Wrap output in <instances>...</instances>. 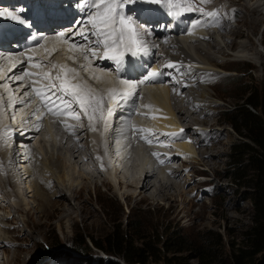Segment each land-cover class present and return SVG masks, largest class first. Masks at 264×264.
Segmentation results:
<instances>
[{"label":"rangeland","instance_id":"rangeland-1","mask_svg":"<svg viewBox=\"0 0 264 264\" xmlns=\"http://www.w3.org/2000/svg\"><path fill=\"white\" fill-rule=\"evenodd\" d=\"M14 1L15 4L20 8H23L24 11L27 10L24 5L22 7V5L19 4L21 2L20 0ZM3 2L4 4H2V6L5 5L6 0H3ZM205 2L206 0H192V5L194 7L193 9L200 11H203L205 9L210 10L211 12L217 10L219 15L220 13H222V16L226 17V19L229 20V27L231 26L233 30L236 31L232 36H230L227 32L228 30H225L226 28H224L223 24L221 22H217L216 24L218 28L214 30H218L219 32H216V37L213 36L214 39L210 41L211 46H218L219 43L224 45L225 52L227 53V55H230V57L221 61V63L224 62L223 66L216 68L217 71L214 69L216 75L214 76L213 80H211V83H216V85L212 90H209V94L214 97V109L210 116H208L207 119L199 118V116H197L190 110L192 109V106L190 105L188 100L190 98V95L195 96H193L191 104L195 99H199L198 96L202 92L199 89V86L201 83H204L208 80V76L211 74V72L204 75L203 79L200 82L198 80L197 74L200 73V68L205 69L207 67L205 65L203 66L202 62L199 61L197 57L184 51H181L185 53L183 54V56L187 58V61L191 60L190 63H188V65L190 66H186L189 67L187 69L189 70V73L196 76L195 81L193 82L195 86L190 83V89V85L186 82L182 83V77H180L174 69L170 70L169 63L173 61V55L177 53L176 48L180 47V43L177 41L178 44H172L171 40L173 38V35L167 34L164 31L167 25V22L164 20L158 23L157 26L159 32L164 34V36L160 37L161 43H159L161 45L158 43V49H152L154 58L156 59L157 57V59L155 60V65L157 67H155V65L149 66L147 70L145 69L146 71L144 73H141V76H143V79L151 77L150 72H152L154 68L158 69V72L164 71L163 75H165L167 79L164 82V85H157V89L159 90V88H163L168 84L172 94L171 101L175 112L178 114L179 110L181 109H185L184 111H187L188 118L181 122V131L179 132V134L185 132L188 134V137L186 136L183 139L179 137L178 141L175 138L170 139L171 131H168V134L166 133L167 136H163V138H161V134L165 135V133L162 132L160 134V131L162 130L155 127V120L169 117L168 114L170 112L168 110H165L166 108L163 103H159L156 99H152V97L149 96L148 92H146L147 90H143V87L136 90L135 84H131V82H128L129 90L127 91H130L133 95H135L134 93L138 91L135 106L139 104L142 105V109L138 106L134 109L135 115H139V119L136 118L138 120L137 122L142 123L146 131L147 129L150 130L148 134H152V136L154 134V137L160 136L156 141L155 149L158 150L159 153H162L161 156H164V159L169 158L168 156L171 154V151L175 149L176 144H181V142L184 143L186 142V138H190L191 133L189 128L196 129V139L193 140V142L196 141L195 147L194 143H190V146L193 145L196 151V153L192 155L194 157L195 163L191 162L192 160L188 159L181 152H179L176 157H173L174 159H169L168 162H162L161 164H158V158H153L151 159L153 163L151 162L148 165L149 167L151 166L152 169L158 171L161 167L162 169L164 168L163 176H169L168 180L170 181L172 179L171 181H173L175 184V191L171 190L170 192L173 196V199L175 200L169 201L167 199L155 198L150 202H125L121 197V194L124 191L123 187L119 188L117 187V185L109 187L107 184L101 183L99 176L97 177V174L94 171L95 169H92L93 165L90 162V156L87 155L85 157L84 150L87 144H90L89 140L86 137L85 131L87 135L90 134V136H93L94 134L96 135L97 133L99 134L101 145L100 149L104 153L102 162H105L110 156L111 151L109 148L108 150H105L104 143H108L111 141L112 137L108 135V130L114 126L113 122L117 123L120 120L118 119L119 113L114 116V120L113 116L110 115L111 117L109 116V118L111 121H103L105 122L103 124L105 125V128H102L101 126L100 128H98V126L94 125V128L89 130L87 128L88 120L94 121L99 124L102 118L98 116L97 120V117L92 118V116L90 115L87 116L85 112V115H83V120L82 114L81 112H79L80 108L76 107L75 109L72 108V113L79 116V119L75 118V122L78 121V124L80 125L82 131L79 132L78 135H75V140L70 142L69 144L75 145L76 143H79L80 148L77 147L78 150L76 149V151L78 154L81 153L84 158L82 157L77 160L80 162L79 166L72 164L73 174L71 175L70 172V178H68L67 175L66 177L68 178V183H70V185H72L74 188H79L81 186V180L77 176V171L79 169L85 172L92 182H89V189L86 192L83 200L73 201L69 196L70 192L67 190V192H64L66 197L64 200L62 199V201L66 204H68L69 201L71 202L72 205L70 206V209L71 212L74 213L73 218H41L38 206L39 202L36 200V198L31 196V193L29 194V192H27L30 190L29 180L31 178H28L26 173L24 172L23 164L19 162L21 160V158H18L19 155H17V158L13 160L14 162H12V159L9 157L10 153L6 151L7 148L5 146V141L7 138H10V135L13 140L16 139V137L23 139L24 137L22 136H24L23 134L25 132L20 133L17 132L18 130L13 131L15 129L9 128L8 124H6V126L1 125L0 200H2L6 206L0 207V220L4 223L5 231L8 233L7 237L9 238L8 241L10 243L4 244L5 246L0 247V264H9L13 253L16 254L17 257H19L17 264H109L110 262L123 264V262L118 257L95 249L90 245L87 251H77L71 247V244L73 239L77 235H87L88 237L91 236L100 238L104 233L109 231L110 228L125 229L132 225L134 221L140 223V231L138 235L146 237L148 234L150 236L148 240L147 238L144 239L146 242H149L150 247V250L147 249V253L144 254V264H232L233 255H236L239 249L243 250L244 232L247 231L248 227L252 223V205L249 198V193L251 192V182L248 180V178H236V175L238 173L235 171V167L238 162L233 161L229 153L231 145L234 144L237 139H240L241 141H244L249 145H251V143L248 142L247 139L241 138L240 136L236 135V133L231 129L228 123L225 122L226 117L223 115V113L232 110L234 104H238L241 101L247 99V97H249V94L253 92L254 88H258V86L264 84V0H257L256 2L250 0H240L237 7H232V11H237V13H240L235 18H233L232 15L229 16V14H225V12L220 9V7L234 6L236 2L233 3L232 0H212L213 3L210 2L208 5H206ZM183 3H185L184 0ZM134 6L138 8L139 4H136ZM200 6H203L204 8H201ZM166 7L167 5L165 4L164 0H162V3L158 8L166 9ZM211 7L215 9L213 10ZM118 9L121 11L120 7H118L117 10ZM63 11L65 13V10ZM125 14L127 15V13ZM53 15L54 13L50 14V16ZM249 15H251L252 17ZM134 21L137 22L140 21V19H133V22ZM184 22L185 21L183 20V23ZM17 25L18 24L15 25V28ZM8 28L10 29V27ZM124 28L126 29V27ZM146 29H148L146 45H150L149 43L152 38V30L150 31L149 27H146ZM139 30H141L142 32L141 28ZM139 30H135L134 26L130 28V31L132 33L136 31L134 34L138 35L139 39L142 40L141 36L143 35L142 33H140L141 35L139 34ZM63 33V38L61 36L57 37L58 42L57 45L53 47L54 50L53 48L50 49L53 50L52 53L54 54L53 60L55 61V64H51V62L47 63L44 58L42 59L41 63L39 61H34V64L32 65L36 67L31 66V68H33L34 71L36 70L37 72H39L42 77L33 76V78L36 80L39 79L42 82L44 81L46 82L45 85H47L49 84L48 81H51V78H49V76L53 78L60 77V80H63L64 77H66L68 83L77 81L79 82H76L77 85L79 84L84 87L85 76L82 77V75H85V72L88 71L87 69H90L88 65H90L89 62L92 61V59L89 61H85V63L89 64L84 63L85 67L82 66L80 68L81 70H79V73L68 71V63L65 64V59H62L63 56L59 53H61V49L64 48V45L66 47L67 44L71 47L72 45H70V41L67 38V33H69V31L63 30ZM130 40H132V37ZM229 42H231L232 44L229 45ZM169 44L171 45L168 46ZM10 45H13V43H11ZM244 47H249L248 49H245V51L247 52L246 55L248 56L249 54L247 60L241 61L232 56L234 52H239L243 50ZM174 48L176 52H174ZM52 53L50 52L49 55H51ZM40 54L41 57H43L44 53L41 52ZM58 55L62 56V58ZM219 57L221 58V56ZM3 61H0V72H3L6 68V64ZM197 62H200L201 64ZM57 63H59V65ZM158 66H160V69L158 68ZM69 69H71L70 65ZM50 70L56 71V73L54 72L55 76L50 73ZM202 73L203 72L201 71V74ZM79 76L81 77L79 78ZM1 77H5V79H7L6 83H4L6 85L5 88L6 90L11 89V94H14V98H16L18 95L19 97H23L22 95L24 94H19V92L21 91V83L12 84L11 74L7 75L6 73H2ZM19 77L20 76L16 78ZM182 84L186 85V89H182ZM133 85L135 87H133ZM87 87L89 86L87 85ZM87 87L85 86V88ZM184 90L187 91L185 92ZM0 91V95L4 96V90L0 89ZM26 91L30 90L28 89ZM191 91H196L199 95H197L196 93L192 94ZM187 93L189 96L187 95ZM87 100L88 99L86 97L83 100V102H85V105L87 103ZM183 101H185V103ZM117 102H121V100L117 99ZM127 103H125L124 105H127ZM185 104H187V106ZM29 106H32L31 101H26V103L22 104V106H19V109L22 113H24V110L28 112L27 110H29ZM84 107L86 108V106ZM5 112L6 107H1V124H3L4 122L6 123V121L7 123L8 121H10V123H14L13 120H11V115ZM16 112L17 111H14L15 119L18 118L17 114H19L18 112ZM29 114V117L33 115L32 113ZM102 114L103 110L100 112V116H102ZM192 116H194L198 121H203L204 119H206V124H204L203 126L199 124H192L194 123L192 120ZM179 118L183 117L179 116ZM131 123H133V121ZM83 124H85V128L83 127ZM115 129L117 128L113 127V130ZM54 130V140L56 141L51 139L53 136L51 138H49L50 136L47 137L46 132L42 130L37 131V135L42 139L43 137L40 136L44 135L45 133L44 137H46L44 139L46 140L45 145L47 152L50 154L51 151L53 152V150L55 149L53 154L54 157H56L59 153L56 152V147L58 148V144L60 143V141H62V139H60L61 131H58L61 129L54 128ZM139 131L140 130H137L135 132L139 133ZM211 131H213V134L211 133ZM204 132H206L205 141H199L198 139H200V137H198V134L201 133L202 135ZM55 133H58L59 136H57ZM7 134L9 136H6ZM114 135L117 140L119 137L117 131L116 133H114ZM99 136L97 137L99 138ZM35 137L36 136L28 140L29 147L31 149H36L34 146ZM50 145L53 147H51ZM213 145L214 148H212ZM3 146L5 147V149ZM92 146L93 143L91 142V147ZM36 152L38 151L36 150ZM120 153L122 154V156ZM126 153L124 154L123 150H117L115 152V155L117 156V158H119L120 156V164L129 163L127 166V171L129 173H132L139 166V169L144 167L145 158L142 156V154L138 156L141 160V163L137 162L138 164H135L133 161L134 156L130 153L129 156L128 152ZM126 155L128 156L126 157ZM40 158V156H37V160ZM93 159L100 163L98 165V170H102V162H100L101 159L99 160L96 156H94ZM131 159L132 161L130 162ZM11 163H13V165H11ZM14 163L15 166H17V172L14 171ZM69 163H71V161ZM238 165H240V163H238ZM55 167H53L51 175H46L48 183L43 189L44 192H47L46 194L51 197L49 201L54 203L55 201H60L59 195L55 194L58 190H60L58 188L61 187L62 189H64L61 181V172ZM171 167L178 170L176 174H179V176H175V178L170 177ZM37 169L40 168L37 167ZM113 179L116 180L115 177ZM2 180L3 182L7 183L5 184V187L2 183ZM33 181L40 185V182L36 180V177H34ZM139 183L140 181L138 182V184ZM15 184L20 186L21 190H24L26 193L23 196V200L25 208L29 211L30 217H28L27 214L21 211L16 212V210L8 207V205H10L11 203L12 206L17 205L15 204L17 201L12 194L13 185ZM3 191H5L6 194H10L9 201L7 199H3ZM147 227L150 228L148 229ZM176 233L179 237L185 240L183 243L184 246L179 250H167L165 245L166 241L167 245H169V239ZM204 238L208 239L209 243H204ZM134 245L143 247L142 241L138 239L135 240ZM246 250L248 253V258L245 260L246 264H262V259L264 257V248L260 252L255 254H252L251 250Z\"/></svg>","mask_w":264,"mask_h":264},{"label":"bare ground","instance_id":"bare-ground-1","mask_svg":"<svg viewBox=\"0 0 264 264\" xmlns=\"http://www.w3.org/2000/svg\"><path fill=\"white\" fill-rule=\"evenodd\" d=\"M20 1L21 2L19 4L22 5V7L24 5L26 8H28L29 6H31L32 4L35 3V5H34L35 8H37L39 10L43 9L42 2L43 3L46 2V0H43V1L42 0H34V1L20 0ZM72 1H74V0H71V2ZM232 1H233V3L236 2V4H234V6H229V7L222 6V7H220V9L223 10V12H225V14H227V15L229 14V16L232 15V17L235 18L240 13H237V11H232V9H233L232 7H237L239 5L240 0H237V1L232 0ZM250 1L256 2L257 0H250ZM184 2H185L184 4H186V3L190 4V5L193 4L192 0H184ZM210 2L213 3L212 0H206L205 4L208 5ZM21 3H23V4H21ZM50 3L52 4L51 8H54V11L63 9L66 11L67 17L71 13V5L70 4H64L61 0H51ZM98 3H99V0H84L82 2L83 14L79 15L77 17V19H80V21L74 27H72V24H68V25L66 24L67 26L63 25L60 28V29L67 28V29L71 30V31H69V33H67L68 37L67 36L66 37L70 41V45L75 44L77 46L75 48H72L71 46H68V44H67V47L64 45V48L62 47L63 49H61V53H59L63 56V58H62V56L58 55L62 59H65L64 60L65 64L68 63V66H67L68 69H69V65H70L71 69L74 70L73 71L74 73H79L80 72L79 70H81L80 68L82 66L85 67V64L90 63V65H88V67L90 69H87L88 71L85 72V75H82V77L85 76L84 77L85 86L86 87H87V85L89 86L87 88H85V86H84L81 89V91L83 93H85L84 99H85V97L88 99L86 105L84 102V106H86V108L84 107V110H83V108L81 109L79 101L74 100L72 96H65L66 99L71 101V105H72L71 108L75 109L76 107H79L80 108L79 112H81L83 120H84L83 115H85V112H86L87 116L90 115V116H92V118L97 117L96 118L97 120H98V116L102 118V120H100V123L98 122L99 124H97L94 121H90V120L87 121L86 120L87 124H88L87 128L89 130L93 129L94 125L98 126V128H100V126L102 128H105V125H103V124L106 121H111L109 116L113 113L111 116H113V120H114V116L119 113L118 119H120V120L118 122L116 121L117 123L112 121L114 123L113 127H116L117 129L113 130V127H112L108 130V135L110 137H112V139L110 142L104 143L105 150L106 149L108 150V148H109L111 151V154L107 158V160L105 162H102V157H104V153L100 149L101 145H100V140H99L100 139L99 134L97 133L96 135L94 134L93 136H90V134L87 135L86 131L84 130L86 137L90 143L89 144L90 146L87 144L86 148L84 147L85 148V150H84L85 157L87 155L90 156V159H91L90 162L93 165L92 169H95L94 171L97 174V177L99 176L101 183H105L109 187L117 185V187H119V188L120 187L124 188L123 189L124 191L121 194V197L124 199L125 202H127V201H129V202H140V201L147 202V201H149L150 202L151 200H154L155 198L156 199L157 198L167 199L169 201H174L175 199H173V196L170 193L171 190L175 191L174 190L175 184L173 181H171L172 179L169 181L168 180L169 176H163V174H164L163 169L164 168L162 169V167H161L158 171V170L152 169L151 166L149 167L148 165H149V163L152 162L151 159H153V158H158V164H161L162 162H168L169 159L176 157L179 152H181L188 159L192 160L191 162L195 163L194 157L192 155H194V153H196V151L194 149L196 141L193 142V140L196 139V134H197L196 129L189 128L192 136L190 135L189 139L186 138V142H184V143L181 142V144H176L175 149L171 151V154L168 156L169 157L168 159H164L163 158L164 156H161L162 153H159L158 150H155L154 147H156L155 146L156 144L154 145V147H152L153 145H150L149 149H148V146H145L142 148L141 146L138 145V143L136 141L134 142V145H129V147L126 151V152H128V154L130 153L136 157H138L142 154V156L145 158L144 167L142 166L143 168L139 169L140 166L137 168L135 166L136 169L132 173H129L127 171V169L121 171V168L120 169L118 168V166L121 162V159H119L120 156H119V158H117V156L115 155V152L117 150L112 147V142L114 140H116L114 133H116V131L119 130L118 128H120V124H124L123 125L124 131H126L128 128L130 130L129 135L131 137H135V138H138L140 136V134L136 133L135 131H137L139 129H145L143 127L144 125H142V123L137 122L138 120L136 118L139 119V117H138L139 115L136 116L135 113L133 112V108L135 107L136 98L138 96V91L135 92V90H134L135 95H133L131 92L127 91V90H129L128 82H131V84L134 83L136 86V90L143 87V90L144 91L147 90L146 92H148L149 96H151L152 99H154V100L156 99L159 103H163L165 105V108H166L165 110H168L170 112L168 114L169 117H164L162 119L155 120V127L162 130V131H160V134L162 132L165 133V135L161 134V138H163V136L164 137L167 136L166 133L168 131H171V133H170L171 136L169 134L170 139L175 138L178 141L179 137L181 139H183L186 136L188 137V134L185 132L179 134V132L181 131V125H180L181 122L184 121L186 118H188L187 117V114H188L187 111H184L185 109H181V110H179L178 114L175 112L174 107L172 106V101H171V95L172 94H171V91H170L168 84H167V86H164L163 88L162 87L159 88V90L157 89V85H164V82L167 79L165 77V75H163L164 71L158 72L157 71L158 69L154 68L152 70V72L156 73V75L154 77L151 76L149 78L143 79L142 78L143 76H141L142 70H140V68L147 70L149 66L155 65V63H156L155 60L157 59V57L155 59L154 56L151 54V53H153L152 49L153 48H155L156 50L158 49L159 45H157V44L160 42V37L164 36V34L159 32V30L156 27V23L151 24V28L149 30L150 31L152 30V38H151L150 43H149L150 45L147 44L148 49H149V54L147 56L142 55V54H137V55H134L130 59L127 51L125 50V46H123L122 42L119 40L117 43L120 44V46L124 50L121 49L122 51L121 50L120 51H117V50L113 51L110 49L112 46H110L108 49H105L102 43H97V40L102 39V37H97L96 35L93 34L96 31V29H94L92 27V25L89 23L91 16L94 15L96 12L102 10V9H97L96 7H94V4H98ZM0 4H1L0 5V11L6 12V13L12 12V13L16 14L18 17L22 16L23 13L25 12V11H22L23 8H21L19 10L20 7L15 4L14 0H6L5 5H3V6H2V4H4V2H3V0H0ZM263 6H264V4H263ZM200 7L204 8L203 6H200ZM153 8L154 7L152 5H150L148 10H147V13L152 15L153 17H155L156 13H155ZM193 8L194 7H191V9L193 11H195V14L191 16L190 21L195 20V22H197L198 25L195 28H193V30H191V31L185 30L183 28V26L180 25L177 27V29H175L171 33L173 35V38L171 37L172 38V40H171L172 44H178V42H179L180 47L176 48L177 53L175 55H173L174 56L173 61H171L169 63V65H173L172 67H170V70L174 69L178 73V75L180 77H182L181 78L182 83L186 82L189 85H190V83L193 84L196 76L193 74H190L189 70H187L189 68L188 66H190V65H188V63H190L191 60L187 61V58H185V56H183V54H185L184 52H187L188 54L194 55L195 57H197V59L199 61L202 62L203 66L205 65L207 67L205 69L200 68V70H199L200 73L197 74L198 80L200 82L203 79L204 75L209 74V72H211V74L208 76V80L204 83H201L200 86L198 85L200 87L199 89L202 91L200 93V95L196 91H191L192 94L196 93L197 95H199L198 96L199 99L194 98L195 100L191 104V101H192V98L194 95L189 96L187 93V95L190 97L188 101H189L190 105L192 106V109H190V110L193 113H195L197 116H199V118H206L207 119V117L210 116V114L212 113V111L214 109V101H213L214 97L209 94V90H212L213 87L216 85V83L215 84L211 83V80H213L214 76L216 75V72L214 71V69L216 70V68L223 66L224 62L221 63V61L223 59H227L228 57H230V55H227V53L225 52V49H224L225 46L224 45L219 43L218 46H211L210 41L212 39H214L213 36H215V34H217L216 32H219L218 30H214V29L218 28L217 24H216L217 22H221L223 24L224 28H226L225 30H228L227 32L229 33L230 36H232L234 34V32H236V31L233 30V28L231 26L229 27V20L226 19V17L222 16V13H220V15H219L217 10H215L216 12L215 11L211 12L210 10L204 9L203 11H200V10H196ZM256 9H257V7H256ZM18 10L22 11V12L19 13ZM199 12H201V13L198 15ZM126 13H127V15L125 14V16H124L123 11H120L119 9L117 10V12H116V19H117L116 25L119 24L120 16H124V17H127L128 15L131 16V23L132 24L130 23L129 25L125 26L126 30L129 33H131L130 36L132 37V40L130 42L131 43L130 47H137L138 44L141 46L142 43L146 44L147 43L146 38L148 36V29L145 28V25L148 24V22L146 21V20H148V18L146 16L139 15V14H136L135 12H132L131 6L126 11ZM207 13H214V15H208ZM249 16H251V15H249ZM3 17H7V16H3ZM137 18L140 19V21H137V22L134 21L133 22V19H137ZM159 21H161L160 18H158V20L156 22H159ZM64 22L66 23L67 20H65ZM2 23L5 25H2ZM15 25H16L15 23H12L10 21H8V22L7 21H4V22L0 21V31L1 32H4L5 30L11 31V32H13L14 36L17 37L20 34L21 30H20V27L18 25L15 28ZM116 25H115V27H116ZM132 26L135 27V30H139L140 28L142 29V32H141V30H139V34L142 33V35H143V36H141L142 40L139 39L138 35L134 34L136 31H134V33H132L130 31V28H132ZM8 27H10V29ZM81 31L84 32V36L79 34ZM54 33H56V32H52L51 34L54 35ZM85 36L87 37V39H85ZM114 36L117 37L118 34H116ZM174 37H175V39H174ZM136 38L138 39L137 41H136ZM225 38H227V37H225ZM112 39H114V37H112ZM57 42H58V39H57L56 35L49 37L48 41L45 43V46L48 48L49 51L44 53L43 57H41V54L39 55L40 50L38 48H33V51H35V53L38 54L36 56H32L33 59H35V61H39L41 63L42 59L44 58V60H46L47 63L51 62V64L52 63L55 64V61L53 60L54 54L52 53V51L54 50L53 47H55V45H57ZM117 43L114 45L116 46ZM166 43H167V41H166ZM207 44H209V45H207ZM231 44L232 43L229 42V45H231ZM170 45L171 44H169L168 46H170ZM9 46H10V50L12 53L11 56H9V54H6L4 52H0V61L4 60L3 62H5V64H6V68L4 69V71L0 72V89L4 90V96L0 95L1 96L0 97V108L6 107L5 113L11 115V120H13L14 123H10V121H8V123H7V121H6V123L4 122L3 124H1V122H0V126L1 125L6 126V124H8L9 128L15 129L13 131L18 130L17 132H20V133L25 132V133L23 134L24 136H22V137H24L23 139L16 137V139L13 140L11 138V135H10V138H7L5 141V143H6L5 146L7 148L6 151H8V153H10L9 157L12 159V160L10 159L12 162H14L13 160H15L17 158V155H19L18 156L19 159L21 158V160L19 162L23 164L24 172L26 173L27 177L31 178L29 180L30 190L27 192H29V194L31 193L32 194L31 196L36 198V200L39 202L38 206H39V213H40L41 218H46V219H51V218H56V217H60L61 219H64L66 217H72L73 218L74 213L71 212V209H70V206L72 205L71 202L69 201L70 203L68 202V204H66L62 201V199L64 200L66 197L64 192L66 190L69 191L70 192L69 196L71 197V200H73V201L83 200L86 192L89 189L88 184H89V182H92L90 180L89 176L85 172L78 169L77 176L81 180V186L79 188H74L72 185H70V183H68V178H70L69 173L71 172V175L73 174L72 166L74 164L79 166L80 162L77 160L79 158H82V157L84 158V156H82L81 153L78 154L76 151L77 147L80 148L79 143H76L75 145L69 144L70 142L75 140V135H78V133L81 132L82 129H81L80 125L78 124V121L75 122L76 121V119H75L71 125H68L69 127L67 129L58 130V131H61L60 132L61 133L60 139H62V141H60V143L58 144V148L56 147V152H59V153L57 154L56 157H54L53 152L55 149L54 150L52 149L53 152L51 151L50 154L47 152L46 145H45L46 140L44 138L46 136L47 137L50 136L49 138H51L53 136L51 139L54 140L55 137H54L53 133L55 132L54 128H56L57 125L54 121H52V119L46 117V115L44 114V111H42L43 110L42 106H38L36 100H32L33 105L31 107L29 106L30 108H29V110H27L29 113L33 114L31 116L32 118L29 117L30 114L28 112H26L25 110H24V113H22L20 111L19 106L20 105L22 106V104L26 103V101L29 100V97L24 96V95H25V92H28L26 90H27V88H30V84H29V80H26L25 77L20 76L23 72L22 69H23V64L25 61L23 59L18 60V58L21 59L22 57L19 56L17 50L12 48L13 45H9ZM207 46H209V47H207ZM245 47L243 50H241L239 52H234L232 56L234 58H237L238 60H241V61L247 60L249 57V54H248V56L246 55L247 52L245 51V49H248L249 47H247V48H245ZM52 48H53V50H50ZM90 50H94L95 54H93V51H90ZM173 50H175V48ZM169 51H172V50H169ZM181 51H184V52H181ZM50 52L52 53L51 55H49ZM54 52H56V51H54ZM174 52H176V50ZM105 53H107V58H105ZM150 54H151V56H150ZM12 55H15V56H12ZM219 56H221V58ZM85 57H87V59ZM113 57H118V59L113 58ZM33 59H31V60H33ZM91 59H92V61H90L89 63H85V61H89ZM107 59L109 61H107ZM194 59H193V61H194ZM31 60L29 61V68H31V66H33L32 64H34L31 62ZM117 60H120L121 63H123V64L125 61H127L128 65H126V66L131 67V64H133L134 67L129 68V71L121 73V75L118 76V73L115 72L116 69L111 64L112 62L117 61ZM144 60L149 61L147 66L146 65L144 66ZM225 61H227V60H225ZM197 63L201 64L200 62H197ZM57 64L59 65V63H57ZM186 65H188V66H186ZM33 67H36V66H33ZM155 67H157V66L155 65ZM208 68H213V69H208ZM31 69L34 70L33 68H31ZM133 69H134V71H133ZM201 71L203 73L204 72L205 73L201 74ZM54 72L56 73V71L50 70V73L55 76ZM152 72H150V73H152ZM2 73H6L7 75L11 74L12 84H15V83H18V84L21 83L22 84L21 85L22 88L20 87L21 91L19 92V94L20 93L24 94V95H22L23 97H21V96L19 97V95H18L16 98H14V96H13L14 94H11V89L6 90V88H5L6 85L4 83H6L7 79H5V77H3V78L1 77ZM58 74H59V72H58ZM18 76H20V77L16 78ZM80 77L81 76H79V78ZM49 78H51V81H48V83H49V85L47 84L48 86H50L52 84H55L57 86V88L60 86L62 80L57 79V78H53L50 76H49ZM47 79H48V77H47ZM64 79H67V78L64 77ZM172 80H173V78H172ZM76 82H72V83L70 82V84H76L77 85V83H79V82H77V83ZM87 82H88V84H87ZM135 86L133 85V87H135ZM185 86H186L185 84H182L181 85L182 89H186ZM189 88L191 89V85ZM133 89H135V88H133ZM48 90H49V88H47V90H46L47 93L49 92ZM51 90L56 91V88H51L50 91ZM46 91H45V93H46ZM0 93H1V91H0ZM56 93L61 95V92L56 91ZM184 94H186V93H184ZM89 96L94 97V99H89L88 98ZM101 99H105L107 101L108 104H107V107L105 110H109V113H106V114L104 113V114H102V116H100V111H99ZM113 99H114V102H113ZM117 99L118 100L120 99L121 102H117ZM97 101H99V103H97ZM127 101H128V103H127ZM174 101H176V100H174ZM32 102H31V104H32ZM183 102L185 103V101H183ZM125 103H127V105H124ZM185 105L187 106V104H185ZM136 106H138L142 109L141 104L136 105ZM180 106H181V103H180ZM201 106H203V107H201ZM85 109H86V111H85ZM113 109H115L114 112H113ZM14 111H17L19 113V114H17V116H18L17 119L19 122L17 121V119H15ZM179 116L180 117L182 116L183 118H179ZM130 118L132 119L133 123H131ZM96 119H95V121H96ZM206 119H204L203 121H198L194 116H192V120L194 122L192 124H195V125L199 124V125L203 126L204 124H206V121H205ZM71 121L72 120H70V122ZM103 121H105V122H103ZM83 127L85 128V124H83ZM95 128H97V127H95ZM157 128H156V130H157ZM39 130L46 132L45 137H44V135H45L44 132H43L44 135L40 136V137H43L42 139L39 138L37 135V131H39ZM96 131H97V129H96ZM212 132L213 131H211V133ZM173 134H175V135H173ZM56 135L59 136L58 133ZM202 135H203V137H202ZM202 135H201V133L198 134V137H200V139H198L199 141H202V140L205 141L206 132H204ZM6 136H9V135L7 134ZM34 136L37 137V138L35 137V143H34V146L36 149H31L29 147L28 140L30 138H34ZM97 136H99V138ZM153 136H154V134H153ZM54 141H56V140H54ZM91 142L93 143L92 147H91ZM190 143H194V147H193V145L190 146L191 145ZM51 147H53V146H51ZM54 148H55V146H54ZM212 148H214V145L212 146ZM4 149H5V147H4ZM36 150L38 152H36ZM130 154H129V156H130ZM37 156H40L41 158L37 160ZM94 156L98 157L99 160L101 159L100 162H102L101 163L102 170H98V165L100 163L93 159ZM121 156H122V154H121ZM127 156L128 155H126V157ZM1 157H2V155H1ZM123 157H124V155H123ZM33 160H34V162H33ZM3 161H5V160H3ZM70 161H71V163H69ZM131 161H132V159L130 160V162ZM139 162L141 163L140 158L138 160V163ZM11 165H13V163H11ZM37 167H39L40 169H37ZM53 167L60 170L61 181H62V184L64 187V189H62L61 187L58 188L60 190H58L55 193V194H58L59 198H60V201H57V202L55 201V203L49 201L51 199V197H49L48 194H46L47 192L45 193L43 190L45 188V185H47V183H48V179L46 178V175H48V174L51 175ZM12 168H13V166H12ZM75 168H74V170H75ZM170 169H171L170 172L172 175V176L170 175V177L175 178V176H179V174H176L178 171L177 169L172 168V167ZM14 171L17 172V166H15V163H14ZM111 171H112L113 175H112ZM66 175L68 178L66 177ZM113 176L116 178V180L113 179L114 178ZM34 177H36V180H38L40 182V185H38L35 181H33ZM93 177H94V174H93ZM139 181H140V183H139L140 185L138 184ZM2 183H3L4 187L6 186L5 184H7L6 182H3V180H2ZM49 185H48V187H49ZM59 186H61V185H59ZM1 192H2V190H1ZM12 194L14 195L15 200L17 201L15 203L17 205L12 206L11 205L12 203H11L10 205H8V207L16 210V212L21 211V212L27 214L28 217H30L29 211L25 208V204H24V200H23V196L26 194L25 191L21 190L20 186L15 184V185H13V193ZM9 196H10V194H8V193L6 194L5 191H3L2 197L4 200L7 199L9 201ZM55 199H53V200H55ZM4 206H6V205L3 203L2 200H0V207H4ZM7 235H8V233L5 231L4 223L0 220V247L5 246L4 244L10 243L8 241L9 238L7 237ZM18 260H19V257H17V255L13 253L9 264H17Z\"/></svg>","mask_w":264,"mask_h":264},{"label":"trees","instance_id":"trees-1","mask_svg":"<svg viewBox=\"0 0 264 264\" xmlns=\"http://www.w3.org/2000/svg\"><path fill=\"white\" fill-rule=\"evenodd\" d=\"M223 115L226 117L225 122L236 135L251 143L249 145L237 139L231 145L229 153L233 161L240 163V165L237 163L235 167V171L238 173L236 178H248L251 182L249 198L252 205V223L244 232L243 250L239 249L238 253L233 255L232 262V264H246L245 260L248 258L246 249L255 254L264 248V84L254 88L247 99L234 104L232 110L223 113ZM139 228L140 223L134 221L125 229L110 228L100 238L77 235L73 239L71 247L77 251H87L90 245L118 257L123 264H144V254L147 253V249L150 250L149 242L144 239L148 240L150 236L148 234L146 237L138 235ZM137 239L142 241L143 247L134 245ZM169 240V245H167V241L165 243L167 250H179L184 246L185 240L177 233ZM203 242L209 243L205 238ZM109 264L118 263L110 262ZM262 264H264V257Z\"/></svg>","mask_w":264,"mask_h":264},{"label":"snow or ice","instance_id":"snow-or-ice-1","mask_svg":"<svg viewBox=\"0 0 264 264\" xmlns=\"http://www.w3.org/2000/svg\"><path fill=\"white\" fill-rule=\"evenodd\" d=\"M137 0H99L98 4H94V7L97 9H102L101 11L96 12L94 15L91 16L89 23L92 25L96 31L93 33L97 37H102L103 39H98L97 43H102L105 49H108L110 47L108 40H112V44H116L119 41L123 40L124 37V27L126 25H129L131 23V19L120 16L119 18V30L115 27L117 23L116 19V12L118 7H123L125 3H136ZM144 3L148 4H159L162 2V0H143ZM169 6H175L173 4V0H164ZM208 15H214V13H207ZM0 16H7L8 18L12 20H19V17L12 13V12H3L0 11ZM21 23L23 21H20ZM118 33L117 39H112L114 35ZM80 35L84 36V32L81 31L79 33ZM61 37L64 36V33L61 32L59 34ZM131 35V33H130ZM85 39L87 37L85 36ZM73 48L77 47L75 44L72 45ZM93 54H95L94 50ZM87 59V57H85ZM105 58H107V53H105ZM118 59V57H113ZM173 65H169V67H172ZM68 71H74L72 69H68ZM156 73L152 72L150 73V76H155ZM57 79H60V77H57ZM82 85H76V84H70L67 82V79H64L61 81L60 86L57 88L55 84H52L49 86V89L56 88L57 92H61V95L57 97L58 100H61V102L67 104L70 106L71 101L64 100L65 96H72L74 100L79 101L80 107H84V96L85 93L81 91ZM34 91L37 92V95L39 96L40 90L34 89ZM52 95H55V92L52 93ZM50 103L55 104V101H52L50 97H46ZM89 99H94V97L89 96ZM43 99V98H42ZM99 103V101H97ZM52 109L49 108V111ZM74 118L79 119L78 115L74 114ZM175 135V134H173ZM150 142V141H149Z\"/></svg>","mask_w":264,"mask_h":264}]
</instances>
